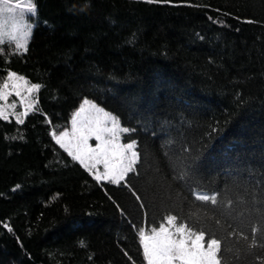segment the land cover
<instances>
[{
  "label": "trees",
  "instance_id": "obj_1",
  "mask_svg": "<svg viewBox=\"0 0 264 264\" xmlns=\"http://www.w3.org/2000/svg\"><path fill=\"white\" fill-rule=\"evenodd\" d=\"M34 2L28 51L0 46V86L40 85L23 123L0 116V264H146L132 225L169 215L221 264H264V0ZM83 99L132 130L130 187L53 138Z\"/></svg>",
  "mask_w": 264,
  "mask_h": 264
},
{
  "label": "snow or ice",
  "instance_id": "obj_2",
  "mask_svg": "<svg viewBox=\"0 0 264 264\" xmlns=\"http://www.w3.org/2000/svg\"><path fill=\"white\" fill-rule=\"evenodd\" d=\"M9 2L10 0H0V4H8ZM144 2L148 4H171L173 0H144ZM15 7L21 9V18L16 21L15 30L27 41L32 35L34 21L31 18L37 15V6L34 0H28L27 4H25V0H17ZM9 11H15V9H9ZM24 12L31 14L27 23L23 19ZM245 22L254 23L252 20ZM5 35L9 37L7 42L4 39ZM18 39L19 37L15 33L6 32L4 24H0V46L6 43L11 44L12 41H18ZM15 47L22 48L24 52L28 51L26 42L22 44L17 42ZM13 78H17V74L9 72L8 79ZM18 79L24 78L18 77ZM12 86L17 88L16 94L19 95V85L13 84ZM8 87L7 81L0 86V99H7V96L10 95V93L3 91ZM39 88V84H32L28 91ZM84 105L94 108L96 115L85 116L87 109ZM99 113H103V118L100 117ZM0 116L7 119L3 109H0ZM18 122L23 123L22 120H18ZM109 122H111V127L107 126ZM71 124L73 139L65 143V138L69 136V133L62 131L56 137V142L61 147L67 148L69 155H72L75 160L90 171L97 165L103 164L104 172L95 176L97 181L104 180L115 185L130 187L126 183V177L133 172L140 154L135 150L137 144L135 140L128 143L118 142L116 133L119 126L116 118L85 99L72 116ZM122 131L127 134L132 130L124 127ZM91 139L97 142L95 146L89 143ZM89 162H91V167ZM133 195L138 202H141V197L134 190ZM193 195L198 201H211L213 205L217 202L215 194L193 193ZM140 207L143 208L142 202ZM121 211L123 212V209ZM177 219L176 215L167 216L166 224L160 223L157 227H153L151 235L146 234L143 228L135 224L132 225L138 231L139 241L143 248V257L147 264H221V260L218 258L221 251V241L213 237L207 240L205 246V232L193 231L183 223L177 224ZM9 230L11 231V229Z\"/></svg>",
  "mask_w": 264,
  "mask_h": 264
},
{
  "label": "rangeland",
  "instance_id": "obj_3",
  "mask_svg": "<svg viewBox=\"0 0 264 264\" xmlns=\"http://www.w3.org/2000/svg\"><path fill=\"white\" fill-rule=\"evenodd\" d=\"M16 2H17V0H10V2L8 4H0V24H4L6 32L15 33L19 37L18 41L14 40L11 42L14 47H15V44L17 42H19L21 44L25 43V42L28 44V42H29V39L27 41H25L23 39V37L20 35V33L15 30V27H14L16 21L21 18V9L15 7ZM27 2H28V0H25V4H27ZM13 8L15 9V11H9V9H13ZM30 15L31 14L28 12L23 13V19H24L25 23L29 22ZM31 19L33 20V17ZM4 39L7 42L9 37L7 35H5ZM16 49L18 51H23L22 48L21 49L16 48ZM9 72H13V71H9ZM8 73L5 76V78L2 82V85L5 81H7L9 87L7 89H3V91L10 93V95L7 96V99H0V109H3L4 116H6L7 118L22 120L25 117V113H28V112L32 111L33 109H35L36 104H37L36 95H37L38 90L32 89V91H28V89L34 83L29 82L24 76H22L16 72L15 73L17 74V78L8 79ZM18 77H23L24 79L21 80V79H18ZM25 81H27V83H25ZM13 84L19 85V88H18L19 95L16 94L17 88H14L12 86ZM84 100L85 99H83L80 102L79 106L72 112L70 119H69V123L67 124V126L60 128L58 130H55V129L52 130V135H53V138L55 139V141H56V137L59 136L60 132H62V131H67L69 133V136L67 138H65V143H68V141L73 139L71 118L74 115V113L79 109V107L83 104ZM87 100L91 101L92 104L96 105L98 108H102L105 112H107V113L111 114V116L115 117L112 113L105 110L102 106H100L95 101L90 100V99H87ZM84 107L87 109L85 116H95L96 115L94 108H91L89 105H84ZM99 115L101 118H103V113H99ZM1 117H3V116H1ZM115 118H116V122L119 126L118 131L116 133V137H117L118 142L119 143H128V142L122 141V134H123L122 129L124 127L120 124L117 117H115ZM107 126L111 127L112 126L111 122H109ZM89 143L91 145L95 146V144L97 142L94 139H91V140H89ZM62 148L65 149L67 151V153L69 154V151L67 148H65V147H62ZM89 165L91 167V162H89ZM87 170L95 177L96 175L103 174L104 166H103V164H99L96 166V168L92 169L91 171L89 169H87ZM101 181H104V180H101ZM165 224H166V221H165ZM144 231L148 235L152 234L151 231H146V230H144ZM205 246H206V242H205ZM146 264H147V262H146Z\"/></svg>",
  "mask_w": 264,
  "mask_h": 264
}]
</instances>
